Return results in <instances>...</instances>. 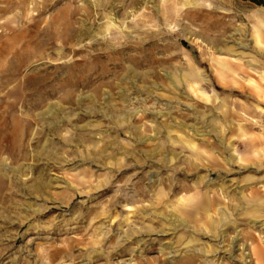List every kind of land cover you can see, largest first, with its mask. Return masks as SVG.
Here are the masks:
<instances>
[{"label": "rangeland", "instance_id": "1", "mask_svg": "<svg viewBox=\"0 0 264 264\" xmlns=\"http://www.w3.org/2000/svg\"><path fill=\"white\" fill-rule=\"evenodd\" d=\"M231 1L235 7L249 11L264 8L247 0ZM171 3L0 0V264H105L103 257L77 263L65 253L50 256L54 249L68 248L73 238H82L87 232L82 227H88L90 220L83 215L105 211L108 214L104 220L95 225L101 227L97 237L108 232L102 246L106 251L128 244L125 238L135 229L144 231L137 234L140 239L155 238L163 244L146 254V262L139 261L141 245L129 244L131 252L115 256L114 264H158V258L168 255L171 264H177L184 255L173 244L177 230L154 216V211L157 215L169 214L180 197L194 192L180 188V182L195 185L199 175L207 176L206 181H222L226 176L229 189L235 192L244 176L264 175V167L256 174L240 169L232 159L244 153L240 141L252 134L263 135L262 129L252 128L248 136L239 139L221 122L214 127L211 121L221 119L222 111L214 114L198 105L196 99L187 96L185 85L176 88L165 78V72L178 73L192 61L210 80L236 82L233 87L239 91L241 83L252 87L248 74L222 75L210 65L211 57L235 56L218 50L210 41L219 33L218 29H207L209 23L204 16L211 12L221 17V13L206 6L185 9L180 3L174 17ZM184 28L194 33L191 42L184 39ZM250 72L252 78L259 79L258 73ZM205 89L212 96L226 99L235 118L243 113L240 104L255 103L223 88ZM246 117L252 119L251 115ZM180 121L190 125L187 132L196 144L194 151L178 149L176 155L159 154L145 163L148 159L142 152L135 157L118 153L108 159L83 160L91 153L88 149L93 150L94 141L102 144L117 137L112 129L116 125L125 127L129 122L141 126V136L152 139L138 146L147 149L166 140L165 135L154 132L153 126ZM191 126L203 130L204 135L196 134ZM87 133H91L93 142L87 140ZM117 140L130 147L136 145L135 135L126 131ZM76 146L79 155L74 152ZM137 158L142 161L139 167L134 166ZM190 160L202 166L189 169ZM218 172L228 174L219 177ZM39 183H43L41 190H37ZM260 184L264 181L254 187ZM110 186L112 190L105 191ZM139 187L148 195L137 196ZM121 192L127 196L118 199ZM126 205L133 208L126 210ZM51 207L57 209L49 211ZM112 217L122 225L112 228ZM80 218L85 222L78 223ZM242 223L238 227L241 231L245 228ZM57 224L68 228V233L63 230L54 234ZM150 226L154 231L146 232ZM203 241L214 242L209 238ZM88 247L82 246L85 250ZM246 251L250 252L248 245ZM234 253L232 257L222 254L219 264L235 263L243 257L241 250Z\"/></svg>", "mask_w": 264, "mask_h": 264}, {"label": "bare ground", "instance_id": "2", "mask_svg": "<svg viewBox=\"0 0 264 264\" xmlns=\"http://www.w3.org/2000/svg\"><path fill=\"white\" fill-rule=\"evenodd\" d=\"M171 2L174 8L171 15L174 17L180 11L177 7L180 3L185 9L206 6L212 8V12L216 10L221 13V17L212 16L210 15L211 12L205 16L201 14L200 17L204 16V19L208 20L207 29H218L219 34L213 40H210L211 43L215 44L218 50L235 54V56H231V59L211 57L210 65L218 74L222 75L227 73L238 74L239 72L248 74L249 84L252 87L249 88L241 83L240 87H238L241 88V91H239L233 87L236 82L228 84L218 78L210 80L206 77L204 71L192 61L188 63V67L185 70L179 69L178 73L177 71L165 72V78H169L176 88L180 84L185 85L188 88L187 96L196 99L198 105L207 107L214 114L217 110H221L223 117L211 121L214 127L221 122L222 125L225 124L224 127L229 131L237 133L239 139L248 136L249 130L252 128H260L264 131V8L257 7L249 11L235 7L234 2L231 0H171ZM182 33L184 39L191 42L194 33L187 28H184ZM228 43H233L237 51H235L233 45H229ZM250 71L258 73L259 79L252 78L249 75L251 74ZM211 87L215 91L223 88V91L245 96L255 103L251 105H246V103L240 104L243 113L239 114V118H235L231 115L233 111L228 106L226 99H220L217 95L212 96L205 89ZM247 115H251L252 119L246 117ZM126 117L129 120L131 116L128 113ZM154 117L157 116L155 115ZM235 120H238V123ZM120 126L116 125V127L112 128L117 133V137H114L113 140L104 141L102 144L94 141L93 150L88 149L93 158L90 155H85L83 160L92 159L94 161L95 159L97 161L98 159H108L118 153H126L131 157H135V155L141 152L146 154V159H153L159 154L166 156L168 154L176 155L180 153L178 149L181 151L188 149H193L194 151L196 149V144L188 138L190 131L187 132V129L190 125H187L185 121L163 123L161 127L160 125L153 126L154 132L165 135L166 140L147 149H142L138 146L152 139L151 136L147 138L141 136V126H131L129 122L125 127ZM191 127L195 130L196 134L204 135L203 130L195 129L194 126ZM123 131L135 135L136 145H131L130 147L117 140ZM175 132L179 134L173 137V133ZM177 137L178 139H175ZM86 138L92 142L94 140L91 133H87ZM221 142L223 143L222 140H220ZM239 145L245 149L244 153L240 156L232 157L235 164L239 165L242 170L247 169L256 174L261 173V169L264 167V134H252L248 140L242 139ZM259 146L263 147L259 148ZM225 149H227L226 146ZM74 152L79 153L77 146L74 148ZM251 160H253L252 164H248ZM135 161V167H139V163H142L138 158ZM146 161H149V159H144L143 163ZM200 166L202 164L190 160L187 168L199 169ZM223 174L225 176L228 172H218L219 177ZM143 177H141V181ZM225 177L221 179L222 181H213L211 179L206 181L205 178L207 176L203 177L199 175V181L195 182V185H187L184 182H180V188L186 187L187 189L194 190V192L188 197H180L179 203L170 209L169 214L157 215V212L154 211V216L168 221L174 226V230H177L176 239L173 244L181 251H184L182 259L177 264H219L218 260L222 254L223 257L225 254L232 257L236 250H241L243 257L236 259L235 263L230 262V264H264V185L260 184L261 187H254V184L264 181V175L258 177L252 175L244 176L239 181V190L235 192L229 189ZM136 183L139 184V181L137 180ZM135 186L138 185L135 184ZM175 187L178 186L175 185ZM41 188H43V183H39L37 190H41ZM247 188L249 192L245 193ZM108 189L112 190V186L105 191H108ZM137 193V196H144L148 191L139 187ZM125 196H127V193L121 192L117 197L121 199ZM114 208L116 211L118 210L117 205ZM126 208V210H131L133 207L126 205ZM55 209L57 208L51 207L49 211H54ZM142 211L146 212L145 210ZM107 212H99L96 215H83V218L90 220L88 227H82L87 232L82 235V238H73L68 248L54 249L50 253L51 258H55L60 253H65L72 261L78 260L77 263L85 260L91 263L97 260L96 257H103L106 261L105 264H114L113 258L115 256L125 254L128 251L131 252L128 245L137 243L141 245L139 250L142 248L139 254V261L146 262L148 260L146 254L154 251L157 244L163 245L161 240L155 238L148 240L140 239L137 234L145 233L142 229H135L125 238L128 244L120 248H114L112 251H106L102 246L108 232L105 231L102 238L97 237V233L101 230V227L95 224L104 220L103 216H106ZM125 221H129V216L126 217ZM81 222L85 221L80 218L78 223ZM241 222H244L242 224L245 226L242 231L238 229ZM116 225L121 226L122 224L118 219H113L112 217V228ZM153 229L150 226L146 227L145 231L151 232L154 231ZM63 230L66 233L69 231L64 225L57 224L53 228V233L58 235ZM90 231L91 236L87 237L90 241L87 242L85 235L89 234ZM231 231H237L238 234L230 236ZM101 232L103 233V231ZM205 238L214 240V242L206 243L203 241ZM173 244L172 247L174 246ZM87 245L89 247L86 250L82 248V246L85 247ZM247 245L250 248V252L246 251ZM76 250L79 251L78 254L74 253ZM83 251L84 253H82ZM249 255L252 257V260L248 259ZM156 261L158 264L172 263L171 256L169 257V255L160 257Z\"/></svg>", "mask_w": 264, "mask_h": 264}, {"label": "trees", "instance_id": "3", "mask_svg": "<svg viewBox=\"0 0 264 264\" xmlns=\"http://www.w3.org/2000/svg\"><path fill=\"white\" fill-rule=\"evenodd\" d=\"M247 1H251L260 6H264V0H247Z\"/></svg>", "mask_w": 264, "mask_h": 264}]
</instances>
